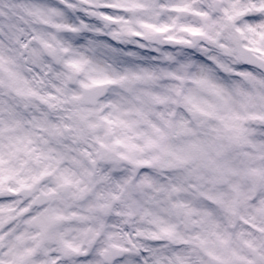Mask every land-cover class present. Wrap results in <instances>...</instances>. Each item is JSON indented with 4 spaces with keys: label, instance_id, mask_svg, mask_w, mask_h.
<instances>
[{
    "label": "snow or ice",
    "instance_id": "1",
    "mask_svg": "<svg viewBox=\"0 0 264 264\" xmlns=\"http://www.w3.org/2000/svg\"><path fill=\"white\" fill-rule=\"evenodd\" d=\"M0 264H264V0H0Z\"/></svg>",
    "mask_w": 264,
    "mask_h": 264
}]
</instances>
